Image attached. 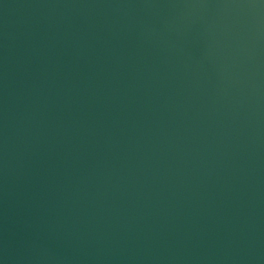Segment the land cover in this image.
<instances>
[{
    "label": "water",
    "instance_id": "1",
    "mask_svg": "<svg viewBox=\"0 0 264 264\" xmlns=\"http://www.w3.org/2000/svg\"><path fill=\"white\" fill-rule=\"evenodd\" d=\"M0 264H264V0H0Z\"/></svg>",
    "mask_w": 264,
    "mask_h": 264
}]
</instances>
